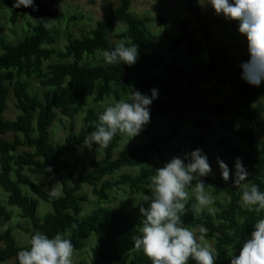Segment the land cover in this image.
Here are the masks:
<instances>
[{
	"label": "trees",
	"instance_id": "obj_1",
	"mask_svg": "<svg viewBox=\"0 0 264 264\" xmlns=\"http://www.w3.org/2000/svg\"><path fill=\"white\" fill-rule=\"evenodd\" d=\"M35 3V9L15 7V3L10 6L12 23L30 12L33 24L27 35L14 43L0 36V186L8 192L9 204L18 206L21 216L30 220L33 226V229H27L30 237L35 232L50 237L56 233H67L76 251L95 235L98 241L91 264H151L150 259L134 247L132 240L141 227L139 204L143 200L130 208L100 206L81 215L83 202L87 201V196L81 194V190L84 185H91L100 203L110 200L108 190L122 186L135 193L147 194L149 178L155 170L147 163L154 150L162 154L164 150L174 149L181 155L200 148L207 154L210 163L207 146L211 120L208 116L222 117L227 111L246 120L247 126L237 131L236 135L245 142L247 150L234 147L226 139H220L219 143L226 148V153L242 157L244 164L252 166L250 185L256 184L264 191V139L260 147L256 145V129L264 122L256 120L252 108L254 102L264 96V83L256 87L241 79L240 64L249 59V54H232L234 45L218 41L212 23L220 24V19L208 18L201 4L196 0H187L190 16L183 17L177 24L178 33L167 40L170 52L181 50L192 59L187 69L166 62L165 56L153 49L157 36L148 28L147 18L130 11L131 0H120L119 5L107 17L97 21L88 34L70 38L60 51L53 47L57 42L54 27H44L45 23L52 24L51 21L58 19L59 13L43 0H35ZM1 19L0 13V24ZM118 22L126 26V30L119 35L122 40H130L138 45L137 62L129 66L86 61V56H94L97 51L103 53L120 42L110 39V32ZM232 23L235 25L237 22ZM202 44L208 51L205 61L200 59ZM54 54L58 60L44 64ZM30 78L39 79L41 85L46 87L43 97L30 93ZM66 79L68 94L63 96L60 89ZM209 84L215 95H220L225 87H228V92L222 99L210 103L202 89ZM153 88L159 90V95L150 106V121L169 117V135L151 136L148 143L135 147L126 145L115 156L114 151L122 139V134H117L104 147L103 158H98L93 149L91 169L75 175V167L64 156L83 144L84 137L95 129L98 115L102 112L88 107L83 127L75 132L74 117L79 110L87 106L90 100L98 103L110 96L117 100L136 89L150 95ZM11 89L16 98L15 105L21 110L15 120H8L4 115ZM57 109L71 119V132L64 142L54 144L50 140V126L57 117ZM186 122L198 130L196 136L186 134L191 140V147H168L165 143L171 142L179 127ZM7 133H12L13 138H5L3 135ZM21 146L33 150L18 152ZM49 167L51 173L48 172ZM126 167H138L140 171L135 175L122 173L118 178H107ZM26 169L58 181L62 194L56 198L50 197L46 186L32 180ZM202 179L207 189L214 194H227L229 201L221 205L215 215L209 216L206 212L195 215L188 211L182 219L185 225L205 229V237L215 240L216 264H230L231 256H238L240 252L234 246L249 237L255 220L264 213L248 211L240 199L242 189L229 188L221 174L213 176L210 173ZM195 182H192L193 186ZM22 186H26L33 195L25 193ZM33 196L51 205L52 211L40 217L37 214L38 201ZM194 202L192 199L189 203ZM11 217L12 212L0 204V263L13 258L12 264H19L17 252L29 245L20 246L11 228L3 231ZM189 264L194 262L190 261Z\"/></svg>",
	"mask_w": 264,
	"mask_h": 264
},
{
	"label": "clouds",
	"instance_id": "obj_2",
	"mask_svg": "<svg viewBox=\"0 0 264 264\" xmlns=\"http://www.w3.org/2000/svg\"><path fill=\"white\" fill-rule=\"evenodd\" d=\"M200 3V0H199ZM214 14L225 20L236 21L237 30L247 40L249 59L240 64L241 79L259 87L264 82V0H205ZM15 7H37L35 0H15ZM50 29L52 24L45 23ZM139 58L138 45L130 40H121L115 47L103 52L105 63L135 64ZM150 95L139 89L126 97L114 100L103 107L95 123L83 140L91 148L106 146L117 135L137 136L150 122V106L158 98L159 90L153 88ZM217 163L224 181L230 178L240 187L249 176V171L240 157H236L233 169L219 157ZM48 172H52L51 167ZM212 172L208 156L196 148L175 155L154 170L149 178L147 194L139 204L142 215L141 227L132 237L133 245L147 256L151 264H216V249L205 242L206 230L197 233L187 227L182 217L191 211L195 215H215L216 197L207 189L202 179ZM54 176V173H53ZM196 181L194 186L192 182ZM190 189V190H189ZM58 181L49 191L52 198L60 195ZM194 199V203H189ZM240 199L248 211L264 213V191L251 184L244 186ZM187 206V207H186ZM74 245L67 233L49 236L35 232L29 246L17 252L19 264H73ZM230 264H264V215L255 220L253 230L242 243L238 256H231Z\"/></svg>",
	"mask_w": 264,
	"mask_h": 264
},
{
	"label": "rangeland",
	"instance_id": "obj_3",
	"mask_svg": "<svg viewBox=\"0 0 264 264\" xmlns=\"http://www.w3.org/2000/svg\"><path fill=\"white\" fill-rule=\"evenodd\" d=\"M43 2L54 8L60 15L58 19L51 21L52 27H54V34L57 36V42L53 45V47L56 48V51H60L63 50L70 38L81 37L88 34L90 30L96 26L97 21L107 17L112 10L119 5L120 0H43ZM196 2L199 3V0H196ZM13 3H15V0H0V13L2 16L0 36L11 43L18 41L27 35L30 32L31 25L33 24V18L30 12H27L24 17H19L16 23L11 22L10 6ZM204 3L205 0H200L199 4L202 5L204 14L208 18L220 19V24L215 22L212 23L213 29L217 32L218 41L234 45L235 47L231 50L232 54H247V40L238 32L237 23L234 25L232 21L225 20L223 16L215 15L211 6L203 5ZM30 8L33 9V7ZM130 11L141 18L148 19V28L157 36L153 49L161 52L165 56L166 62L184 66L187 69L190 68V62L192 59L188 58L181 50H177L175 53L170 52L167 41L170 36L178 33L177 24L183 19V17L190 16V12L187 7V0H131ZM192 25L193 23L190 22V26ZM125 30L126 26L123 22L116 23L110 32V39L112 41H121L123 38L119 35ZM200 59L204 61L208 59V51L205 44H202L200 47ZM57 60L58 56L54 54L50 59L44 61V64H49ZM85 60L94 64L105 63L103 53H101V51H97L94 56H86ZM29 84V91L31 94H38L40 97H43L46 87L41 85L39 79L30 78ZM202 89L210 103H214L222 99L228 92V87H225L220 95H215L211 91L210 84L204 85ZM60 93L63 96L68 94L67 79L61 86ZM112 101H114V99L111 96L98 103H94L90 100L88 105L81 108L74 117L75 132H78L83 127L84 117L88 107H93L96 111H103V107ZM15 103L16 98L13 94V90L11 89L8 96L7 108L4 113L5 118L8 120H15L17 115L21 112V110L16 107ZM180 104L183 105V102H180ZM252 108L255 110L256 120L264 122V96H261L256 102H254ZM56 111L57 117L50 126V140L54 144H59L64 142L65 137L71 132V119L63 115L59 109ZM208 117L211 120L210 136L208 137L209 144L207 146V151L211 156V174L213 176H219L221 174V170L217 163V158L219 157L227 163L230 170L233 169V164L236 159V157L226 153V148L219 143L220 139H226L227 143L246 151L247 148L245 142L237 137L236 132L246 127L247 122L243 117H240L231 111H227L222 117ZM168 118L169 117H162L150 121V123L133 138L122 134V139L115 149L114 155L116 156L126 145L135 147L140 144L148 143L151 136L163 137L169 135L170 126L168 124ZM187 132L190 136H196L198 134L197 128L189 122H186L179 127L173 140L165 144H167L170 148H176L177 146L190 148L191 140L186 137ZM3 136L8 139L13 138L12 133H7ZM263 139L264 124L256 129V145L258 147H260V142ZM104 147L105 146L96 145L94 143L91 148H88L81 144L78 146L76 151L64 156V159L75 167V175H77L82 170L89 171L91 169V152L93 149L96 150L98 158H103L105 156ZM28 150L33 149L27 146H21L19 147L18 152ZM175 155L180 154L174 149L164 150L162 154H159L157 150H154L150 153L151 160L147 163V166L153 167L154 169L162 167L165 162L170 160ZM240 158L242 159V157ZM244 165L250 173L249 176L240 187H236L232 183V173L230 171V178L227 181V186L229 188L238 190L242 189L244 186L250 185L252 179V166L247 164ZM139 171L140 168L138 167H126L120 169L115 174L108 176L107 178L115 179L122 173H132L135 175ZM25 172L30 175L32 180L44 184L48 191H50L56 183L44 175L31 173L28 169H26ZM58 186L61 189V195L62 188L59 182ZM22 188L28 195H33L26 186H22ZM211 192L216 197V210L219 209L221 205H226L228 203L229 196L227 194H214L213 191ZM108 193L110 194V200L100 203L98 201V197L93 192V187L91 185H84L81 190V194L87 196V201L83 202V211L81 215H86L88 212L100 206L109 207L111 209L130 208L140 202L142 197L146 195L145 193L132 192L126 186L113 188L108 190ZM8 197V192L0 186V204L6 206L8 210L12 212V217L3 227V231H5L7 227L11 228L16 242L20 246H28L30 241V232H28L27 229H33V226L29 219L21 216V210L18 206L9 204ZM33 197H35L38 201L37 214L40 217H44L47 212L52 211L51 205L36 196ZM186 226L192 228L197 233L201 229L200 227L194 228L188 225ZM97 241L98 237L93 235L87 240L86 245L82 249L74 251L73 264H91L93 250ZM205 242L213 247L215 240L205 237ZM243 242L244 241L237 243L234 246L235 250L240 251ZM13 261L14 259L12 258L0 264H12Z\"/></svg>",
	"mask_w": 264,
	"mask_h": 264
}]
</instances>
